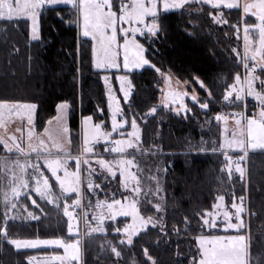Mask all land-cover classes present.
Returning <instances> with one entry per match:
<instances>
[{"label":"snow or ice","instance_id":"6c2138e0","mask_svg":"<svg viewBox=\"0 0 264 264\" xmlns=\"http://www.w3.org/2000/svg\"><path fill=\"white\" fill-rule=\"evenodd\" d=\"M207 5L210 7L209 15L212 20L219 25H227L229 30L239 32V22L234 26L227 18L225 10H242L245 17L243 25L244 32V51L243 54L236 52L243 65V79L239 72L234 77V82H224L219 101L224 102L225 108H237L235 112L219 111L214 116V120L222 122L223 142L215 144L208 142L197 144L194 149L198 152L220 153L224 156L223 170L229 178V186L232 187L230 178L233 173H238L240 180H244L246 168L243 164L249 159V153L253 150L264 152V0H0V33H5L6 29L11 27H25L30 29L32 41H41V21L42 16L47 11H55L62 23L70 27L79 25L80 34L76 39L79 41L77 52L80 53L84 44H90V63L97 70V73L103 72V81L107 85V108L110 110L111 124L110 129L102 127L103 119L98 123L93 122V115L83 117L82 132L78 134L82 143L78 144L76 154L70 150L67 145L73 143L71 129L69 125L70 108L68 101H62L58 105V115L54 117L56 125L54 130L45 128L44 132L48 135L51 143H46L44 139L38 138V143L33 144L32 139L35 135V123L40 108L38 100L25 101L0 95V145L11 153L15 149L16 153L23 154L24 159H11L0 157L5 169L3 193V211L0 212V238L15 249H35L40 246L53 247V252L43 261H38L34 256L27 257V264H84V253L79 237L74 239H65L64 236H53L52 238L18 239L13 238L9 233V222L16 219L15 215L9 213L20 203V197L30 198L34 194L39 195V199L45 203L54 204L57 209H62L67 217L65 221L67 233H76L78 231V220L83 219L89 233H107L108 228L104 227L105 220H115L117 216L131 217V223H125L123 227L112 225L111 231L124 235L117 236L118 243L112 240L106 241V247L114 259L111 264H128L124 259L123 248L135 247L133 237H139L143 232L147 235V230L151 225L157 229L158 233H163L165 239L169 232H175L177 235L186 234L188 230L195 233L193 243L195 248L192 255L188 258L191 264H264V251H255L253 248V218L260 217V213L254 211L250 206V199L243 194L237 195L231 192V209L225 206V195L221 194L213 203L211 209H201L194 212L193 217L183 216L184 233L173 226L167 228L163 217L167 214V205L163 202L161 195L159 202H156L153 208H145V214L141 213V177L137 175L142 172L141 163L137 160L138 154H143L149 150L142 143V129L139 120L143 116H137L135 100L133 93L135 86L129 74L134 70H143L146 67L159 73L164 82L171 85L172 77L168 71L162 70L153 62L149 56L153 55V46L165 31V21L167 17L175 10L177 12H186L195 6L196 12L201 11V7ZM187 6V7H186ZM71 11V16H65L63 13ZM191 15V13H189ZM251 14L255 17L257 23H248L247 16ZM23 20V24H21ZM195 27V25H192ZM250 34L258 38V51L251 45L255 42L250 40ZM143 38V42L137 38ZM88 38V39H86ZM251 62V63H250ZM126 70V74L119 75V92L122 97L116 95V90L106 74L110 70ZM80 69H75L79 72ZM201 87L207 93V99L201 101L193 94L191 99L199 106L201 110H209L210 103L219 102L213 95V89L218 87L213 81L205 83L197 77ZM258 85V87H257ZM18 87V85H13ZM2 91V90H0ZM184 93H176L169 90L167 99L173 102H179L186 111H191L183 102ZM251 96L257 103L252 114L247 111V97ZM123 99L126 103L120 104ZM164 103V101H162ZM127 108L132 115L125 114ZM103 113L102 108L97 109ZM157 107L152 106L145 115L155 114ZM180 113L181 109L178 108ZM118 117H120L118 119ZM14 118L20 121H26L28 130V149L21 146V137L17 135L9 136L8 124ZM234 120L235 124L229 128L228 121ZM52 121L49 120L48 124ZM210 123V122H209ZM126 125H130L131 131H127ZM22 127H17L16 132H21ZM115 134L117 139L113 138ZM101 141L104 142L105 150L119 154L112 160L104 159L96 149L95 145ZM56 151L53 152L52 149ZM131 150V151H129ZM238 150L239 154L235 157L229 153ZM30 153H35V162H30L28 157ZM151 155H159L152 151ZM95 158L98 166L111 174V178H116L117 172L122 177L121 187L128 194L119 193L123 197L116 198L118 193L113 192L111 200H96L94 208L100 211L93 214L95 226L88 220V212L81 214L75 213V208L82 207L81 204V166L84 165L86 172L87 188L93 192L99 188L95 184L93 176L96 168L89 162ZM43 160L50 171L51 176L55 178L61 193H77V198L70 206L67 199L60 203V197H54L53 185L49 182V177L41 170L39 161ZM75 161V170L69 167V161ZM156 173H166V167L153 165ZM28 168L33 169L32 175L35 178L34 192L29 190V180L27 177ZM135 169V171H133ZM62 173V174H61ZM102 178L108 177L101 174ZM151 180L155 181V194L163 191L160 186V177L151 174ZM153 189L149 188L143 192L144 203L151 204L149 199ZM154 198V197H153ZM31 203L36 205L43 214V209L32 199ZM70 207L73 210H69ZM106 210V211H105ZM155 211L157 216L147 215L149 211ZM264 212V209L261 210ZM27 215L31 219H39L33 212ZM215 230V234L213 231ZM258 231L262 229H257ZM57 231H63L57 228ZM139 243V240L136 241ZM119 245V246H118ZM56 248H62L64 254L61 255L55 251ZM142 254L145 257L143 264H158L157 259L151 254L147 246L142 247ZM132 264H136L133 260ZM179 264V261L177 262ZM187 264V262H186Z\"/></svg>","mask_w":264,"mask_h":264},{"label":"trees","instance_id":"16d2710c","mask_svg":"<svg viewBox=\"0 0 264 264\" xmlns=\"http://www.w3.org/2000/svg\"><path fill=\"white\" fill-rule=\"evenodd\" d=\"M200 7L201 11L198 13L195 6L186 12L173 11L167 17L165 31L153 46V55L149 58L162 70L168 71L175 82L184 85V89L191 96L195 94L201 101L207 99V93L200 86L197 77L205 83L213 81L218 85L213 89V95L219 101L224 82L232 83L236 73H242L241 65L233 55L232 49H240L238 34L245 19L241 10L234 9L230 13L225 10L228 20L234 26L239 22V32L229 30L227 25L214 29L209 17L210 7ZM63 15L71 16V11H66ZM247 21L255 23L250 18H247ZM78 36V25L70 27L62 23L55 11H47L42 16L41 41H31L30 29L25 27L9 26L5 33H0V95L25 101H39L40 108L35 123L37 134H42L48 121L57 116L59 103L68 101L71 105L69 125L75 146L73 153L78 150V134L84 116L93 115L94 123L103 119L102 127L110 129L107 89L103 81L105 73H97L90 63V44H84L81 52H77ZM138 39L143 42L142 37ZM77 68L80 69L78 73L75 72ZM106 74L112 79L116 95L122 97L117 77L126 72L120 70ZM127 74L135 86V114L144 117L143 120L138 119V122L142 127V143L149 150L145 153H159L157 156L146 155L139 160H144L148 169L157 161H161L167 168L164 176L167 214L163 217L167 228L176 226L184 233L183 216L192 218L196 211L211 209L221 194L225 195L226 203L231 205L229 194L234 191L239 195L243 190V194L250 199L251 208L260 213V217L253 218L252 221L253 248L255 251H264V212L261 211L264 209V152L249 153V159L244 163L246 178L242 181L239 175L233 174L230 187L229 178L223 170L224 156L211 151L198 152L191 147L202 142L220 144V124L214 120V116L219 111L235 112L239 109L225 108L224 102L219 101L209 104V113L190 101L188 104L191 113L176 114L170 109L159 107L165 85L159 73L145 68ZM125 103L123 99L120 100L122 106ZM152 106L157 107V112L154 115H145ZM98 108L105 111L101 113ZM247 110L249 114L256 110L251 101H247ZM125 114L129 117L132 115L127 108ZM100 148H103V145H100ZM0 157L13 158L5 152L2 145ZM117 180L118 184L119 179ZM50 183L56 190L54 180L50 179ZM98 183L104 182L98 180ZM106 185H103V192L109 193ZM105 197L106 195H102L99 198ZM34 199L43 209V214L37 207L29 205L39 219L30 223L10 221L9 233L13 238H75L66 231L67 219L62 209L46 204L36 196ZM141 213L145 214V211L142 210ZM146 214L154 215L155 211ZM128 221L126 218L118 220L116 224L108 223L109 231L106 235L86 236L83 246L84 264H111L114 257L106 247V241L118 243L117 236H123L111 231V226L123 227ZM57 228L63 231H57ZM194 235L191 230L181 235L169 232L165 239L163 233L149 227L147 235L142 232L139 237L133 239L134 248L122 249L124 259L128 264H132L133 260L136 264H143L145 257L142 247L147 246L158 264H177L178 261L179 264H191L188 258L195 248ZM137 240L139 243H136ZM55 251L60 253L59 249ZM52 252L53 249L17 250L14 245L0 238V264H27L28 256L51 255Z\"/></svg>","mask_w":264,"mask_h":264},{"label":"rangeland","instance_id":"374dc122","mask_svg":"<svg viewBox=\"0 0 264 264\" xmlns=\"http://www.w3.org/2000/svg\"><path fill=\"white\" fill-rule=\"evenodd\" d=\"M209 17L211 18L210 15H209ZM212 22H213L212 25H211L212 28L224 26V25L216 24L213 20H212ZM215 32H216V30H215ZM243 37H244V32H243V28H242L240 34H238V39H240V44H241L240 45V49H238V50L236 49V52H240L241 54H243V51H244V39H243ZM250 40H252V41L255 42L251 46L252 47H255L257 49V51H258V38H257V36L256 35H253V34H250ZM236 52H233V55L238 59L239 65H241V72H242L241 73V77L243 79V74H244L243 65L240 62V57H238L236 55ZM146 68H148V67H146ZM114 71H120V70H110L109 72H114ZM122 71L126 72V70H122ZM136 71H142V70H134L132 72H136ZM109 79H110V81L112 83V79H111L110 76H109ZM118 84H119V80H118ZM112 85H113V83H112ZM185 86H186V84H185ZM105 87L107 89V85H105ZM257 87H258V85H257ZM184 88H185L184 85H182V84H180L178 82H175L173 80V78L171 80L170 87H169V84L167 82H165L164 88L162 90L161 103H160L159 107H164V108L170 109L173 112H175L176 114L191 113L190 111L184 110L181 107V105H180V103L178 101L177 102H173L172 100H168L167 99V94H168L169 90H171L173 92H176V93H184V92H186L187 95L183 96V102H184V104H186L188 106V109H190L188 102L190 103V101H191L193 104H195V102L192 101V99H191L192 96ZM246 99H247V101H251L254 106L257 103L251 96H248ZM162 101H164V103H162ZM178 108L181 109V112L180 113L177 112V109ZM205 111H207V110H205ZM256 111H257V109H256ZM109 115H110V110H109ZM151 115H154V114H151ZM119 118L120 117H118V119ZM82 123H83V119L81 120V124H80V133L82 132ZM218 123L220 124V131H221L220 132V144H221L223 142V129H224V125H223L222 122H218ZM110 124H111V117H110ZM234 124H235V121L234 120H231L230 119L228 121L229 128H232L234 126ZM55 125H56V120L52 121L51 124H47L46 128H49V129H53L54 130ZM17 127H22L23 130L21 132H16L15 130H16ZM125 128L127 129V131H131L130 125H126ZM141 129H142V127H141ZM8 133H9V136H11V135L14 134V135H17V136L21 137V141H20L21 146L24 147L25 149H28V143H29V141H28V130H27V127H26V121L22 122L18 118H14L8 124ZM115 137H113V138L114 139L120 138V137H117L116 135H115ZM141 137H142V133H141ZM38 138L44 139L46 143H49V144L51 143V141L48 138V135L45 132H43L42 134H37L36 128H35V135H34V137L32 139V143L33 144H37L38 143ZM79 143H82V141L79 140ZM100 145H103V148H100ZM67 147L70 150H72V151H74V149H75V146H74L73 143L71 145H67ZM95 149L100 154L103 155L104 159H107V160L115 159L119 155L117 153L111 152L110 150L106 151L105 150V147H104V142L103 141H101L99 144L95 145ZM101 149H102V151H101ZM52 151L55 152L56 149L53 148ZM129 151H131V150H129ZM253 151H255V150H253ZM76 152H74L73 154L75 155ZM251 152L252 151H250V153ZM13 153H14V155H17V156H23V154H19L18 155L16 153L15 149H13V151L10 154H13ZM236 153H239L238 150H233L229 154L230 155H234ZM35 155H36L35 153H30V155L28 157V159H29L30 162H35ZM146 155H151V154L145 153V154H138L137 155V160L141 163V167L143 169L142 172H138L137 173V175H139L141 177V187H142V193H141V198H140L141 199V203H140L141 212H142V210L145 211V208H153L154 204L156 202H159L161 195L164 197V201L163 202L166 204V198H165V193H164V176H165V173H156L155 172V168L152 167V166H150L149 169H148V165L146 164V162L144 160H143V162L139 160V159H141V157H144ZM152 156H157V155H152ZM11 159H13V158H11ZM11 159L9 158V160H11ZM23 159H21V160H23ZM89 162L93 165L94 168H96V172H95V174L93 176V180H94L95 184H98L99 185V188L96 189L95 192H93L91 189H88L87 188V186H86V184H87V181H86V172L84 171L85 166L82 165L81 166V172H82V175H81V188H82L81 204H82V207L75 208V213L82 215V213L84 211H87L88 212V220L92 223L93 226H95L96 221H94L92 217H93V214L95 212L100 211V209L94 208V205L96 203V200L97 199H99V200H104V199L111 200L112 194L115 191V192L118 193L117 198L118 199H121L122 202H123V197L121 195H119V193H124L125 195H127L128 193L125 192V190L120 186L121 183H122V177H121V175H120L119 172H117L116 178L113 179V178H111V174L110 173H107L106 170L101 169L98 166L97 161H96L95 158L90 159ZM244 163L245 162H243V164ZM39 164H40L41 170L44 171V174L49 177V182H50V179L54 180V182H55V178L51 176L50 171L47 170V166H46V164H44V162H43L42 159L39 161ZM155 165L156 166H159V167H162V168L165 167V164H163L161 161H157V163H155ZM244 166H245V164H244ZM69 167L72 168L73 170H75V161L74 160L73 161H69ZM133 171H135V169H133ZM32 173H33V169L32 168H28V170H27V177L26 178L29 180V190L34 192L35 178L32 175ZM102 173H103L104 176H107L108 177L107 180H105V179L102 178V175H101ZM151 174H156V175H158L160 177V186L163 189V191L161 193H159V194H155V192H154V189H155V181L151 180ZM233 174L239 175L238 173H235V172ZM246 176H247V170H246L245 178H246ZM4 178H5V169L3 167V162L0 161V211L1 212L3 211V193L5 191ZM117 179H119V183L118 184H117V182H118ZM98 180H102L104 183L103 184L98 183ZM104 184H107L106 186L109 188V193L111 192L112 194H109L107 192H103V185ZM56 185H57V189L56 190H54L52 188L54 197H60V203H61V205L63 204V201L65 199H67L68 204L71 206L73 204V201L77 198V195L78 194L75 193V192H73V193H63L62 194L61 193V190L59 189V186H58L57 183H56ZM149 188L153 189V192L149 196V199L152 200V203L151 204H145L144 203L143 192L146 191V190H148ZM102 195H106V197L100 199L99 197L102 196ZM34 196H36L39 199V195L38 194H34L30 198H25L24 196H21L19 198L20 199V203L17 205V207L15 209H13L9 213L10 215H15L16 216V219L14 220L15 222L30 223V222H33V221H37L38 220V219L33 220V219H31V217H29L27 215L28 212H33L35 215H37L35 211H33L32 209L29 208V205H31L32 207H36V205H33L31 203V200L34 199ZM46 204H49V205H52V206L55 207L54 204H51V203H46ZM225 206L227 207L228 210L234 211V209H231L230 204L226 203V201H225ZM69 210H73V209L70 207ZM157 215H158V213L155 212V214L153 216H157ZM126 218L129 219V221L126 222V223H131V219L132 218L130 216L129 217L117 216L114 221L113 220H107L106 219L105 222H104V227L107 228V225L110 222L116 224L118 220H120V219H126ZM66 219H67V217H66ZM149 227H152V226L150 225ZM86 231H87V229H86L84 220L83 219H79L78 220V231L76 233H69V234L71 236L75 237V238L76 237H79L82 246H84V242H85V237L86 236H100V235H106L107 234V233L95 232V233H89L88 235H85V232ZM212 231H213V234H214L215 233V230H212ZM121 234L124 235L123 233H121ZM134 238L135 237H133V239ZM46 248L53 249L50 246H40V247L35 248V249H19V250H38V249H46ZM56 249H59L60 250V254L61 255L64 254V250L62 248H56ZM82 251L84 253V248H82ZM48 256H50V255H37L35 257H36V259L38 261H43ZM53 264H59V262H53ZM77 264H79V262H77Z\"/></svg>","mask_w":264,"mask_h":264},{"label":"crops","instance_id":"0c3cea01","mask_svg":"<svg viewBox=\"0 0 264 264\" xmlns=\"http://www.w3.org/2000/svg\"><path fill=\"white\" fill-rule=\"evenodd\" d=\"M197 2H199V0H197ZM241 2H243V0H241ZM249 2H252V0H249ZM175 11V10H174ZM242 11V10H241ZM242 16H243V18L245 19V17H244V15H243V13H242ZM247 18H250V19H252V20H254L255 21V23H257L258 22V20L255 18V17H252L251 16V14H248V16H247ZM243 28V27H242ZM78 32H79V34H80V28H79V25H78ZM138 37V36H137ZM86 39H88V38H86ZM30 40H31V37H30ZM32 41V40H31ZM33 42H35V41H33ZM257 111H258V109H257ZM59 113H58V107H57V115H58ZM55 119H53L52 121H54ZM255 151H259V150H255ZM5 152L7 153V154H9V155H12L13 156V159H17V158H19V159H23L24 157L23 156H17V155H14V153L13 154H10L9 152H7L6 150H5ZM53 248V247H52ZM46 249H48V248H46Z\"/></svg>","mask_w":264,"mask_h":264},{"label":"built area","instance_id":"2783aa9c","mask_svg":"<svg viewBox=\"0 0 264 264\" xmlns=\"http://www.w3.org/2000/svg\"><path fill=\"white\" fill-rule=\"evenodd\" d=\"M249 113V112H248ZM251 114H252V112H251Z\"/></svg>","mask_w":264,"mask_h":264},{"label":"bare ground","instance_id":"6f19581e","mask_svg":"<svg viewBox=\"0 0 264 264\" xmlns=\"http://www.w3.org/2000/svg\"><path fill=\"white\" fill-rule=\"evenodd\" d=\"M258 185V184H257Z\"/></svg>","mask_w":264,"mask_h":264}]
</instances>
